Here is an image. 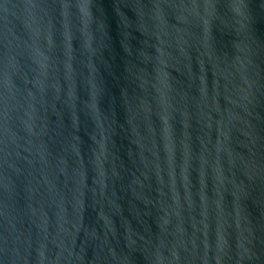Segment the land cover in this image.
Returning <instances> with one entry per match:
<instances>
[{"label":"water","instance_id":"1","mask_svg":"<svg viewBox=\"0 0 264 264\" xmlns=\"http://www.w3.org/2000/svg\"><path fill=\"white\" fill-rule=\"evenodd\" d=\"M0 264H264V0H0Z\"/></svg>","mask_w":264,"mask_h":264},{"label":"snow or ice","instance_id":"2","mask_svg":"<svg viewBox=\"0 0 264 264\" xmlns=\"http://www.w3.org/2000/svg\"><path fill=\"white\" fill-rule=\"evenodd\" d=\"M239 3L242 4L243 3V0H239ZM85 5L82 3L81 4V7L83 8Z\"/></svg>","mask_w":264,"mask_h":264}]
</instances>
